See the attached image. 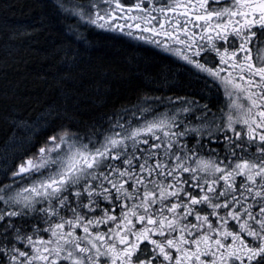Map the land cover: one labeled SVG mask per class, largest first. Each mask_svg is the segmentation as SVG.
<instances>
[{"label":"snow or ice","instance_id":"obj_1","mask_svg":"<svg viewBox=\"0 0 264 264\" xmlns=\"http://www.w3.org/2000/svg\"><path fill=\"white\" fill-rule=\"evenodd\" d=\"M73 13L171 53L184 69L172 79L200 86L83 135L55 109L18 125L26 155L0 168L12 181L0 264H264V0H87Z\"/></svg>","mask_w":264,"mask_h":264},{"label":"trees","instance_id":"obj_2","mask_svg":"<svg viewBox=\"0 0 264 264\" xmlns=\"http://www.w3.org/2000/svg\"><path fill=\"white\" fill-rule=\"evenodd\" d=\"M77 25L51 0H0V168L26 155L28 133L17 126L43 124L50 109L57 127L83 135L145 97L199 87L187 74L177 84L170 73L183 70L144 44ZM39 146L37 136L32 151Z\"/></svg>","mask_w":264,"mask_h":264},{"label":"flooded vegetation","instance_id":"obj_3","mask_svg":"<svg viewBox=\"0 0 264 264\" xmlns=\"http://www.w3.org/2000/svg\"><path fill=\"white\" fill-rule=\"evenodd\" d=\"M152 2L156 3L157 0H152ZM121 3L125 4L126 6H131V5H134L136 3V0H121ZM145 6H147V3H145ZM124 37L129 38L132 41L144 44L145 46L150 48L153 52H156L157 54L162 55L163 58H165L168 62L172 63V65L177 66L179 69L184 71V69L179 67L183 63V61H179L177 59V57L173 56L171 53L162 51L161 49L157 48L155 45H152L150 43H145L144 41L138 40L136 38L133 39V38H131L129 36H124ZM176 94H178V93L176 91H174V92H170L167 96H174ZM179 94L180 95H185L186 93L181 92ZM225 99L226 98L223 95V90L222 89L220 90V92L216 93L215 96L213 97L214 102L217 103V104H220V105H222L224 103ZM201 102H203V101H201Z\"/></svg>","mask_w":264,"mask_h":264},{"label":"rangeland","instance_id":"obj_4","mask_svg":"<svg viewBox=\"0 0 264 264\" xmlns=\"http://www.w3.org/2000/svg\"><path fill=\"white\" fill-rule=\"evenodd\" d=\"M52 2H54L56 5V0H51ZM63 3L66 5V8H67V11H61L63 14H65L66 16H68L70 19H73L75 21H77V26L80 28H92L96 31H99V32H104V33H110V34H117V35H123V36H127L126 34L124 33H120V32H115V31H110V30H102V29H99V28H96L94 26H91V25H86L83 21H78V17L73 13V8L77 5V4H80V3H87V0H63ZM76 34V32H74ZM133 39H135L134 37H131ZM158 97H161L160 95L157 94ZM152 102V101H151ZM165 109V106L164 105H161L160 108H159V111H164ZM205 156H207V153H205ZM6 182L7 183H11V179L10 178H6ZM2 206V205H0Z\"/></svg>","mask_w":264,"mask_h":264},{"label":"bare ground","instance_id":"obj_5","mask_svg":"<svg viewBox=\"0 0 264 264\" xmlns=\"http://www.w3.org/2000/svg\"><path fill=\"white\" fill-rule=\"evenodd\" d=\"M129 5V4H128Z\"/></svg>","mask_w":264,"mask_h":264}]
</instances>
